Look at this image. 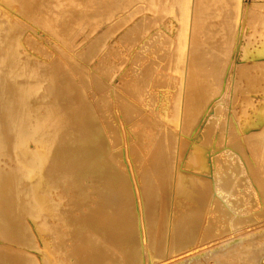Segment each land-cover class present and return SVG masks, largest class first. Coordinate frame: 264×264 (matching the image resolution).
<instances>
[{
  "label": "bare ground",
  "instance_id": "obj_1",
  "mask_svg": "<svg viewBox=\"0 0 264 264\" xmlns=\"http://www.w3.org/2000/svg\"><path fill=\"white\" fill-rule=\"evenodd\" d=\"M2 1L0 264H264V0L229 2L228 53L199 51L202 26L190 28L182 91L173 103L177 73L151 87L140 130L113 82L100 110L63 86L66 58L43 40L38 54L22 44L24 16L55 24L42 0ZM208 3L196 0L198 24ZM246 23L255 37L242 40Z\"/></svg>",
  "mask_w": 264,
  "mask_h": 264
},
{
  "label": "rangeland",
  "instance_id": "obj_2",
  "mask_svg": "<svg viewBox=\"0 0 264 264\" xmlns=\"http://www.w3.org/2000/svg\"><path fill=\"white\" fill-rule=\"evenodd\" d=\"M207 1L209 3L207 4L206 7L207 9L205 8V10H209V12L205 11L207 14L204 13V11L202 12L205 15L204 18L207 17V19H205L204 21V18L201 17L203 20L201 19L200 23L201 22L202 23L198 24L197 22L198 18L196 17L197 19H195V14H193L192 12L194 11V13L195 12L197 13L198 11L197 9H195L196 0H90V1L89 0H42L43 10H40V12L42 11L46 12L48 14L46 15V17L50 18L51 20L53 19L52 23L55 24L52 26H48L44 24L42 25L30 17L24 16L23 17L24 20L20 19L23 23V29L21 31L22 33L20 37L22 40V44L25 42V46L27 48H32L35 54H38L39 49H44L43 45L37 43V41L43 40L47 47L51 49L53 48L52 49L53 53L50 54L53 55L52 58L55 59L57 56H59L66 58L69 61V65H65L69 67L67 68V72H65V74L62 76V80H64V82L62 83L63 86H65L70 92H72L73 97L79 96L80 94L86 95L90 100L91 99L93 100V101L91 100V102L93 105L95 104L96 108L101 110L104 107L105 110H109L112 107V104H108L109 100L107 98L110 96L111 93L109 91L111 90L110 88L112 87V82L114 83L113 87L114 85H117L114 87V89L116 90L115 95L117 96H115L116 98H114L113 102L116 103L117 100L119 101L118 102L119 110L123 108V106L126 104L125 111L127 113H124L123 117H125L126 124L129 123V127H128L129 130H135V128H138V130H140L142 128L143 117L145 116L146 113H148L147 111L150 110L149 109L150 105L148 102H147L148 104L145 103V100L152 101L151 99L152 88L157 86V88L162 87L161 89H164L166 85L161 84L160 79L163 80V78L167 77L166 76L167 74H171L175 76V73H177L176 74L177 82L181 80L180 75L183 74V72L180 74L178 69L182 68L183 71V64H185L183 59V53L186 48L185 45H187L188 38L190 35V28H193V26L195 27V25L197 29L201 26H202L201 28H205L204 25L206 24L209 25V26L207 25L206 31H204L205 29H202L203 30L202 31L201 28L199 29L200 31L199 30L197 31L198 35L204 32L202 33L203 42L201 41L203 46L201 44L198 45L200 46L198 47L199 51H203L202 47H204L205 45H207L208 48H213L211 47L212 44V46H214V49L217 48V50H219L220 53H228V49L225 48V44L227 48H230L233 45V41H234V45H236L235 41L237 43V39H238L237 38L238 23H237V17H235V15H237L238 8L237 5L234 6L235 1L234 0H229V1L207 0ZM252 1L253 0H242V2L246 4V6ZM138 2L141 3L139 4ZM229 2H231V4L234 2V5L232 6L231 4L229 5ZM1 3H3L2 0H0V4ZM210 4L212 5L211 7ZM228 6H230L231 10ZM233 6L235 9H233ZM223 8L225 11L223 10ZM232 9L236 10V13ZM176 11L178 13H176ZM228 12H230V14L234 12L233 14H231V16L235 14L232 17V20ZM218 13L219 15H217ZM225 13H228L229 15L228 14L226 15ZM177 14L179 17L177 16ZM171 15L174 18H171L172 17ZM226 16L228 17L225 19ZM165 19H168L170 21V25H169V21ZM233 19L235 20V23ZM176 20H177V26L175 22ZM212 20L213 22H211ZM245 20L247 21L246 16H245ZM162 22L164 27L163 25H161V27L159 26L160 24H162ZM216 22L219 25H221V28ZM222 24L225 26H222ZM246 25L247 23L244 26V31H246V34L244 35L242 40L244 38H246L247 40L255 37L254 35H252V28L251 29L249 28L250 24H248L247 26ZM175 26H176V30H175ZM165 28L167 29V31L170 28L169 30L170 33H168L169 31L168 32L164 31ZM232 28H234L235 30L237 29L236 30L237 32L235 31L236 32L235 34L232 31L233 30ZM209 30L213 34L209 32ZM230 30L232 31V33H230ZM212 35L215 36L212 37ZM29 36H31V40H34L35 47L31 46L28 43L29 42L28 39H30ZM202 36L201 35L199 36L200 39L202 38ZM204 40L205 41L207 40L208 42L207 41L205 42ZM197 41L199 44L200 40L197 39ZM174 42L177 43L174 44ZM200 48L202 50H200ZM20 49L23 51L24 45H22ZM217 50L215 49V52ZM207 51L209 50L207 49L204 53L206 54L207 57L211 58L213 54H215V52L213 53L214 50L210 49L208 56ZM219 51L216 52L217 53L216 56L220 54ZM239 51L236 52H238V56L240 58L239 53H241L242 51L241 52ZM168 54H170L169 55L171 57L170 59L167 58L169 57ZM71 59L73 61H71ZM228 63H230V59L228 60ZM140 65L142 68L141 67L139 68ZM114 68L116 70H114ZM111 70L114 71L111 72ZM104 74H106L107 77ZM112 76L113 77L115 76L114 78L115 81ZM133 78H135V80ZM120 80L123 81V84H121L122 82H120ZM116 82L120 84H117ZM149 83L151 84L149 85ZM59 84H61V81H59ZM175 85H176L175 88L171 84L168 87L171 92V98L173 103L176 102L179 94L182 91V89L180 88L181 87L180 82ZM102 86L105 87L104 88L106 89L105 91ZM108 86H110V88ZM117 87L118 88L121 87V88L118 89ZM123 90H126V92ZM95 93L96 95H94ZM132 93L135 95L137 100L135 99ZM172 95L174 96V98L176 96L175 98L176 100L173 99ZM101 100H103V102ZM100 101L102 102V104ZM140 104H143L144 106ZM139 125L140 127H138ZM148 129H150V126L148 127ZM146 138L145 140H148L150 136H147Z\"/></svg>",
  "mask_w": 264,
  "mask_h": 264
}]
</instances>
